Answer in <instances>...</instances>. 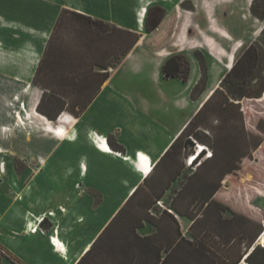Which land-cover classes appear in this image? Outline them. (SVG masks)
I'll list each match as a JSON object with an SVG mask.
<instances>
[{"label": "crops", "instance_id": "obj_1", "mask_svg": "<svg viewBox=\"0 0 264 264\" xmlns=\"http://www.w3.org/2000/svg\"><path fill=\"white\" fill-rule=\"evenodd\" d=\"M9 1L7 12L15 15L9 19H1V15L0 26L7 25L6 38L11 47L21 46L18 57L22 68L31 63L27 44L34 42L35 53L40 55L62 8L141 34L122 60L108 69V77L79 116L62 111L54 124H48L62 127L61 134L43 127L39 138L46 142L45 146L37 155L28 148L25 156L29 165L32 158H39L37 169L21 183L17 179H0L5 190H10L4 193L0 188V247L20 264H76L136 186L144 180L149 186L157 184V163L216 83L209 81L201 96L190 97L200 67L193 51H188L192 40L187 24L184 19L169 18L163 32L167 10L147 33L139 9L150 0ZM173 54H184L189 59L190 72L185 82L179 78L159 81L163 61ZM226 64L227 68L232 65L231 54ZM142 74L147 80L137 79ZM97 136L105 137L107 142V137L112 136L111 140L114 138L124 151L97 145L93 141ZM65 144L73 145L76 151L62 159L58 152ZM136 152L147 158L138 162ZM180 163L184 165V160ZM150 167L145 175L144 169ZM53 237L62 243L65 253L56 251L50 239ZM256 242L264 245V239ZM0 264L15 263L4 256Z\"/></svg>", "mask_w": 264, "mask_h": 264}, {"label": "trees", "instance_id": "obj_2", "mask_svg": "<svg viewBox=\"0 0 264 264\" xmlns=\"http://www.w3.org/2000/svg\"><path fill=\"white\" fill-rule=\"evenodd\" d=\"M249 10L264 22V0H252ZM162 17L163 12L153 22L145 18V30L150 32ZM65 18H72L78 24L76 30L83 28L93 33L94 37L90 40L96 41L114 32L121 34L117 40V45H120L119 54L107 53L101 61L92 64L103 69L98 71L92 68V76L99 77L95 87L84 82L91 77L81 70L68 72L72 75L69 76L71 79L84 82L79 88L52 89L39 82L38 77L43 71L54 31ZM140 36L135 31L62 8L32 78V84L43 89L37 105L38 111L51 120L62 111L79 116L108 77L109 67H115ZM263 45L264 26L260 30L259 40L247 45L157 163L160 166L157 184L149 186L144 180L136 186L76 264H240L242 258L248 264H264V245L256 242L264 230V205L261 209L255 204L257 200L264 199V180L237 182L230 184L228 189L222 188L225 176L239 172L242 159L251 157L263 140L256 133L245 131L242 124L231 123L232 120L243 122V115L239 112L242 98H264V94L261 97L264 80L258 85L252 84L262 78L255 73L263 72ZM194 54L199 62L200 75L190 91L192 99L202 93L207 81V68L202 57L198 51ZM160 71L164 78H179L185 82L190 72V63L184 54H173L163 61ZM92 81L90 84H93ZM81 94L86 98H82ZM217 96L218 99H215ZM45 102L49 110L43 108ZM210 111L217 112L220 118L215 127L208 124L206 115ZM237 112L238 116L235 117ZM263 125L264 118H258L256 129L264 135ZM197 128L204 129L207 134L198 132ZM111 138L107 137L110 148L123 152V146ZM197 142L206 147L210 145L212 151L209 156L202 158L206 151L202 149L191 162L194 165L193 171L188 172L180 160L190 155L191 147ZM165 159H168L166 166H162ZM259 174L258 177H262ZM243 186H247L246 191L249 192L245 197ZM230 191L235 192L230 195ZM169 192L168 206L155 208L158 214H152L154 205ZM178 216L191 221L188 232L192 238L181 233ZM145 223L152 226V231L141 235L138 230ZM4 256L20 264L0 247V260Z\"/></svg>", "mask_w": 264, "mask_h": 264}, {"label": "rangeland", "instance_id": "obj_3", "mask_svg": "<svg viewBox=\"0 0 264 264\" xmlns=\"http://www.w3.org/2000/svg\"><path fill=\"white\" fill-rule=\"evenodd\" d=\"M150 1L151 3L139 9V12L143 13V15L141 14L143 26H145V18H148L149 22H153L160 13L163 12L164 16L167 10L169 11V17L166 16L164 20L162 27L163 32L166 31V22L170 20L169 18H175V20L179 18V21L184 19V22L187 24L190 39L192 40L188 47V51H193V53L198 51L207 68V81L202 93L207 90L209 81L216 83L215 86L206 93L205 99L211 94L213 89L219 85L221 78L231 68H227L228 66L226 64L229 55L231 54V64L233 65L239 59L248 44L256 39L257 41L259 40L260 30L264 26L262 20H259L250 13L249 8L252 0H183L180 3H178L177 0ZM174 1L178 4H174ZM8 2L12 1L0 0L1 19H9L15 15L11 13L8 14ZM14 2L18 3L21 1L15 0ZM151 5L155 6L150 8ZM73 21L72 18H65L57 30L54 31L55 34L51 39V48H49L48 54L45 56L43 71L38 77L39 82L49 88H79L84 82L95 87L99 77L92 76L94 72L92 68H97L92 65L93 62L101 61L103 56L107 53L110 55H117L120 52V45H117V40L121 38L120 33L114 32L110 36H105L102 39L100 37L96 41L90 40L94 37L93 33L83 28L80 29V31L76 30L75 27H77L78 24ZM182 25H184V23ZM3 26L4 27H2V25L0 26V159L5 161L9 176H5L0 166V179H17L21 183L23 178H27L30 172L33 173L38 166L37 160H39V158L37 157L36 159L32 158L31 165L28 164V159L25 157L28 155V148L32 149V152L37 155L39 149L44 147L46 143L43 139L39 138V134L43 133V127L55 133L57 127H52L48 124H54L61 112L54 120L48 119L43 113L39 112L37 105L41 100L43 89L32 84L35 69L47 46L48 39L45 42L44 48L40 51V55L39 53H35L36 48L34 49L33 47L34 42H29L27 44V47H30L28 51H30L31 54V63H28L27 66L25 65V68H22V60L18 57L22 48L21 46H10V42H8L6 38L8 32L7 25ZM159 44L158 47H161L162 44ZM262 47L264 48V45ZM192 55L196 58L195 54ZM82 67L84 69H80ZM73 70L86 72L91 78H86L84 82L82 80L71 79L69 76L72 75L68 72ZM211 70L214 71L212 74ZM259 74L262 78L253 81L252 84L258 85L263 82L264 68L263 72L255 73L256 76ZM144 78L147 80L148 77L142 74L137 79L143 80ZM160 78L159 81L164 78L162 74ZM91 79L94 81H92L93 84H90ZM194 85L191 86V89ZM150 88L153 89V86L150 85ZM202 93L199 96H201ZM263 94L264 90L261 97ZM81 97L84 99L86 98L83 94H81ZM215 99H218V96ZM200 106L199 104V107ZM43 108L49 110V105L45 102ZM239 110L243 115V122L232 120L231 123L234 125L242 124L245 131L254 132L260 135L263 140L259 148L252 153L251 157H244L242 159L239 172L235 175L228 174L225 176V180L222 182V188L224 189H228L230 184H235L237 182L264 180V135L261 134L255 126L258 118H264V98L251 99L249 97H244L240 100ZM206 116L210 126L215 127L219 124L220 118L217 112L214 113L210 111ZM237 116L238 112L235 114V117ZM197 131L202 134H207L202 128H197ZM28 136H30V139H27ZM198 143L201 142L194 143L191 147L192 152L190 155L194 153L195 148H197L196 144ZM48 145L52 144L48 143ZM207 150L212 151L210 145L207 146ZM207 150L202 158L206 157ZM75 151L76 149L73 145L65 144L60 147L58 154L59 156H63L62 159H65V157L71 156V153ZM187 157L188 156L184 159L183 166L185 169H188V172H191L194 169V165L187 163ZM146 170L147 169H144L143 173H145ZM258 174L262 177H258ZM174 185L176 184L174 183ZM0 188H4V190L2 189L4 193L10 191L7 189L5 190L6 187L1 183ZM246 188L247 186H243V197L249 194ZM234 192L235 191H230L229 194L232 195ZM170 195V192L166 193L164 197H162V200L154 205L155 207L151 211L152 214H155V216L158 214L155 208L161 209L168 206ZM255 204L263 209L264 199L257 200ZM177 220L181 233L188 238H192L188 232L191 221L180 216L177 217ZM140 230L144 232V234H147L152 231V226L145 223L144 227ZM53 238L50 239L53 241ZM55 243L57 244L56 241ZM59 243L62 244L61 242ZM5 253L8 252L5 250ZM62 253H65L63 245L61 247V254Z\"/></svg>", "mask_w": 264, "mask_h": 264}, {"label": "bare ground", "instance_id": "obj_4", "mask_svg": "<svg viewBox=\"0 0 264 264\" xmlns=\"http://www.w3.org/2000/svg\"><path fill=\"white\" fill-rule=\"evenodd\" d=\"M218 70V69H217ZM216 72V71H215ZM62 127H57V129H55V133L56 134H61L62 133ZM103 138H105V137H103ZM106 139V138H105ZM106 143H108V142H106ZM101 144V143H100ZM199 145H203L202 143H199ZM101 146L102 147H104V148H107V146L105 145V143L104 144H101ZM116 152V151H115ZM111 153H112V151H111ZM141 153V152H140ZM143 153V152H142ZM118 154V153H117ZM142 155V154H141ZM145 155V154H144ZM192 155V154H191ZM142 157H143V155H142ZM145 158H147V157H143V160L145 159ZM195 159V158H194ZM142 160V161H143ZM0 166H1V170H2V172L5 174V176L7 177V176H9V174H8V171H7V166H6V164H5V161L3 160V159H0ZM146 172V171H145ZM149 172H147L145 175H147ZM260 238V240H262V239H264V231L261 233V235L258 237V239ZM54 240H53V245H54V247L56 248V251L57 252H60L61 253V247H62V244H60L59 243V241H58V239L55 237V238H53ZM55 241L57 242V244L55 243ZM55 243V244H54ZM257 243H259V242H257ZM54 250V249H53ZM240 264H248L247 262H246V260L244 259V260H242L241 262H240Z\"/></svg>", "mask_w": 264, "mask_h": 264}, {"label": "built area", "instance_id": "obj_5", "mask_svg": "<svg viewBox=\"0 0 264 264\" xmlns=\"http://www.w3.org/2000/svg\"><path fill=\"white\" fill-rule=\"evenodd\" d=\"M104 139L105 138H101L100 136H97V137H93V141L97 144V145H101V144H104ZM101 143V144H100ZM101 147V146H100ZM196 147L197 148H195V151H194V153L192 154V155H189L187 158H188V160H187V163H189V164H191V161H192V158L194 157V155L196 154V153H198L199 152V150H201L202 149V147H205V149L207 150V147L205 146V145H199V144H196ZM207 155L206 156H209L210 154H211V151H208L207 150V153H206ZM135 157H136V159H137V161L139 162L140 161V163H141V161L143 160V157H142V155H141V153H139V152H136V154H135ZM151 168V167H150ZM149 169V168H148ZM148 169L146 170V172L148 171ZM145 172V173H146ZM144 173V174H145ZM43 218V216L42 217H40V219L39 220H41ZM242 260H244V258H242Z\"/></svg>", "mask_w": 264, "mask_h": 264}, {"label": "clouds", "instance_id": "obj_6", "mask_svg": "<svg viewBox=\"0 0 264 264\" xmlns=\"http://www.w3.org/2000/svg\"><path fill=\"white\" fill-rule=\"evenodd\" d=\"M106 142H107V140H106V139H104V143H105V145H106V146H107V148H108V146H109V145H108V143H106ZM204 148H205V147H202V149H204ZM202 149H201V150H202ZM201 150H199V152H200ZM199 152H198V153H199ZM198 153H196V154L194 155V157L192 158V160H193V159H194V158L197 156V154H198ZM191 162H192V161H191ZM150 169H151V168H149L147 172H149V171H150ZM147 172H146V173H147Z\"/></svg>", "mask_w": 264, "mask_h": 264}, {"label": "flooded vegetation", "instance_id": "obj_7", "mask_svg": "<svg viewBox=\"0 0 264 264\" xmlns=\"http://www.w3.org/2000/svg\"><path fill=\"white\" fill-rule=\"evenodd\" d=\"M154 6H155V5H151L150 8H152V7H154ZM156 7H158V6H156Z\"/></svg>", "mask_w": 264, "mask_h": 264}]
</instances>
